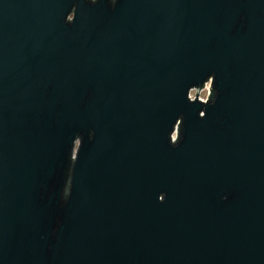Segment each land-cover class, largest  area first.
Listing matches in <instances>:
<instances>
[{
	"label": "water",
	"instance_id": "1",
	"mask_svg": "<svg viewBox=\"0 0 264 264\" xmlns=\"http://www.w3.org/2000/svg\"><path fill=\"white\" fill-rule=\"evenodd\" d=\"M0 264H264V0H0Z\"/></svg>",
	"mask_w": 264,
	"mask_h": 264
},
{
	"label": "built area",
	"instance_id": "2",
	"mask_svg": "<svg viewBox=\"0 0 264 264\" xmlns=\"http://www.w3.org/2000/svg\"><path fill=\"white\" fill-rule=\"evenodd\" d=\"M210 86H211V80H209V81H207L206 83H204V86L199 90L198 95H197V98H198L200 101H202V102H206V100L208 99V95L210 94ZM203 90H207V91H208L207 95H206L205 97H199L200 92L203 91ZM192 91L194 92V96H193V97L191 96V92H192ZM195 95H196V90H195V89H192V90L189 92V98L193 100V99L196 97ZM175 130H176V129H175ZM175 137H176V131H174V133L172 134V140H174Z\"/></svg>",
	"mask_w": 264,
	"mask_h": 264
},
{
	"label": "rangeland",
	"instance_id": "3",
	"mask_svg": "<svg viewBox=\"0 0 264 264\" xmlns=\"http://www.w3.org/2000/svg\"><path fill=\"white\" fill-rule=\"evenodd\" d=\"M208 91L207 90H203L200 92V95L199 97H205L207 95ZM191 96L193 97L194 96V92L192 91L191 92Z\"/></svg>",
	"mask_w": 264,
	"mask_h": 264
}]
</instances>
